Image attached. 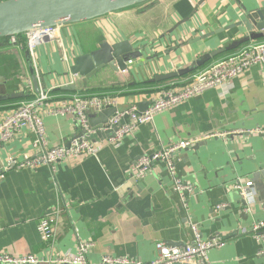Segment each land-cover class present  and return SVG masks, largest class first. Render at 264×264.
Masks as SVG:
<instances>
[{
    "label": "crops",
    "instance_id": "crops-1",
    "mask_svg": "<svg viewBox=\"0 0 264 264\" xmlns=\"http://www.w3.org/2000/svg\"><path fill=\"white\" fill-rule=\"evenodd\" d=\"M242 1L251 7L264 0ZM196 2L151 0L91 22L63 26L58 40L32 48L34 60L44 72L63 71L65 52L73 56L89 51L103 39L129 38L143 43L187 16ZM235 19L238 9L234 3L207 0L184 32L196 34L194 26L213 30ZM0 41L7 45L9 39ZM25 68L22 51L11 45L0 48V95L6 96L0 99V120L18 101L27 99L20 96ZM190 74L152 86L137 82L135 86L85 93H106L116 100L112 107L123 111L150 100L156 95L155 87L168 86ZM55 77L50 75L49 84ZM43 122L50 145H68L79 134L70 116L44 113ZM258 126H264V73L260 65H252L234 78L229 88H210L155 113L151 122L140 124L118 146L107 144L102 137L95 141L101 144L96 155L59 162L54 169L49 165L9 169L0 178V252L56 257L75 253L79 242L91 241L87 264H98L104 255L148 264L156 258L157 243L172 247L189 243L191 233L164 163L154 162L141 179H134L130 168L138 157L174 141L229 132L226 137H212L176 153V174L194 185L189 211L202 238L224 240L222 246L209 251L211 263L264 264V242L255 238L264 234V227L253 228L264 220V134L245 132ZM32 138L30 131L23 130L0 144V167L10 157L22 160L25 155L34 156ZM238 178L253 182L255 203L251 210L232 188ZM220 203L225 205L215 212ZM45 216L54 221L43 238L38 224Z\"/></svg>",
    "mask_w": 264,
    "mask_h": 264
},
{
    "label": "built area",
    "instance_id": "built-area-1",
    "mask_svg": "<svg viewBox=\"0 0 264 264\" xmlns=\"http://www.w3.org/2000/svg\"><path fill=\"white\" fill-rule=\"evenodd\" d=\"M60 26L46 29H36L26 34L24 39L10 37L11 43L19 42L23 46L26 41L29 49L36 44L49 39L58 40ZM252 65H260L264 73V40L246 43L237 49L221 55L207 63L198 71L190 74L181 81L171 82L168 86L155 87L156 95L150 98V104L143 112L138 111L136 104L123 111H116L109 119L110 135L104 140L107 144L118 146L123 137L134 132L142 123L151 122L155 113L172 108L175 105L198 95L210 88H229L230 82L241 76ZM116 100L106 93H52L42 92L39 96L18 101L14 107L0 120V144L10 141L23 130L33 134L31 147L34 156L25 155L22 160L8 158L6 164L0 167V178L9 169H35L40 165H49L54 169L59 162L72 161L85 155H96L101 147L99 142L88 138L92 133L88 125V112L100 111L106 106H113ZM70 116L79 134L72 138L68 145H50L47 139L43 114ZM126 118L124 121H122ZM243 133L244 131H238ZM247 133L264 134V126L245 131ZM230 133H211L199 138L174 141L157 151L138 157L130 168L134 179L143 178L156 161L164 163L172 178V189L176 193L185 223L191 233V241L180 247H172L159 242L156 247V258L148 264H212L208 253L215 247L224 244L222 239L202 238L199 224L191 219L189 211V197L194 191V185L176 174L173 156L183 149L189 148L201 141L212 137H226ZM232 188L243 200L247 210H251L255 203V188L250 180L235 179ZM225 204L215 205V212ZM264 207V206H263ZM53 217L40 219L38 228L43 238L51 231ZM264 226V221L255 223L254 229ZM246 229L242 230L245 233ZM257 233V232H255ZM257 241L264 242V234H256ZM93 248V242H79L75 253H65L60 256H38L36 254L13 255L5 251L0 252V264H87L86 254ZM98 264H140L127 257H112L104 255Z\"/></svg>",
    "mask_w": 264,
    "mask_h": 264
},
{
    "label": "water",
    "instance_id": "water-1",
    "mask_svg": "<svg viewBox=\"0 0 264 264\" xmlns=\"http://www.w3.org/2000/svg\"><path fill=\"white\" fill-rule=\"evenodd\" d=\"M149 1L151 0H0V40L10 37L23 39L27 33L36 29L53 26L63 28L66 25L91 22ZM206 1L197 0L187 16L177 19L167 30L143 43H134L129 38L112 41L103 39L89 51L73 56H68L65 52L63 57L67 61L63 71L40 70L34 60L33 50L29 49L26 41L20 47L18 41L10 44L9 40L7 45L22 51L26 67L21 74L25 83L20 96H27L25 89L39 96L47 91L85 93L95 89H116L135 86L137 82L152 86L198 71L209 61L243 44L264 40V1L249 7L242 0H229L238 9V19L213 30L202 31L194 26L192 30H197L196 34L184 32V28L192 24L198 9ZM214 37L217 39L214 40ZM7 45L0 41V48ZM191 55L193 57L188 58ZM53 74L58 78L55 77L52 85L49 80ZM5 98L6 96L0 95V99ZM149 104V100L138 102V111L143 112ZM116 111L115 107L106 106L97 111L96 115L88 114V125L92 131L88 138L94 141L102 137L108 138V122Z\"/></svg>",
    "mask_w": 264,
    "mask_h": 264
},
{
    "label": "trees",
    "instance_id": "trees-1",
    "mask_svg": "<svg viewBox=\"0 0 264 264\" xmlns=\"http://www.w3.org/2000/svg\"><path fill=\"white\" fill-rule=\"evenodd\" d=\"M19 40H21L22 38H18ZM30 94L27 95V97L24 98H31L32 96H29Z\"/></svg>",
    "mask_w": 264,
    "mask_h": 264
},
{
    "label": "bare ground",
    "instance_id": "bare-ground-1",
    "mask_svg": "<svg viewBox=\"0 0 264 264\" xmlns=\"http://www.w3.org/2000/svg\"><path fill=\"white\" fill-rule=\"evenodd\" d=\"M56 37H59V33H58V34H56Z\"/></svg>",
    "mask_w": 264,
    "mask_h": 264
}]
</instances>
